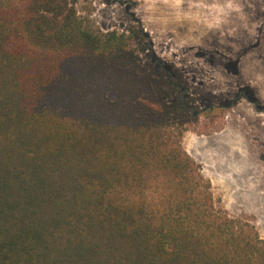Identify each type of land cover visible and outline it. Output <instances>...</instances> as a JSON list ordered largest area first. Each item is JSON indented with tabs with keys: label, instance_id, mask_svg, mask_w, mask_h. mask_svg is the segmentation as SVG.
Segmentation results:
<instances>
[{
	"label": "trees",
	"instance_id": "16d2710c",
	"mask_svg": "<svg viewBox=\"0 0 264 264\" xmlns=\"http://www.w3.org/2000/svg\"><path fill=\"white\" fill-rule=\"evenodd\" d=\"M132 40L69 0H0V264H264L162 120L198 113Z\"/></svg>",
	"mask_w": 264,
	"mask_h": 264
},
{
	"label": "rangeland",
	"instance_id": "374dc122",
	"mask_svg": "<svg viewBox=\"0 0 264 264\" xmlns=\"http://www.w3.org/2000/svg\"><path fill=\"white\" fill-rule=\"evenodd\" d=\"M69 1L102 32L132 36L152 79H167L159 65L173 72L199 119L164 116L165 129L197 163L214 207L264 240V0Z\"/></svg>",
	"mask_w": 264,
	"mask_h": 264
}]
</instances>
